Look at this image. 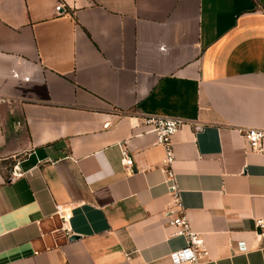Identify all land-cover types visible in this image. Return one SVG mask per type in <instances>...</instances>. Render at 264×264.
I'll use <instances>...</instances> for the list:
<instances>
[{
  "label": "crops",
  "instance_id": "obj_1",
  "mask_svg": "<svg viewBox=\"0 0 264 264\" xmlns=\"http://www.w3.org/2000/svg\"><path fill=\"white\" fill-rule=\"evenodd\" d=\"M0 95V264H173L181 214L207 264H264L260 0H0ZM148 116L184 122L182 213Z\"/></svg>",
  "mask_w": 264,
  "mask_h": 264
},
{
  "label": "built area",
  "instance_id": "obj_2",
  "mask_svg": "<svg viewBox=\"0 0 264 264\" xmlns=\"http://www.w3.org/2000/svg\"><path fill=\"white\" fill-rule=\"evenodd\" d=\"M63 12L64 5L56 7V12ZM9 100L0 95V106L8 103ZM184 122L180 119L148 116L143 119L142 127L145 133H152L156 136V145L161 146L165 152L163 171L166 174V183L169 185L170 195L173 199V206L182 213V203L180 190L176 182V175L173 171L175 161L173 138L183 126ZM242 137L251 151L264 154V129H246L242 131ZM122 166L128 173L133 172L134 158L126 146L121 147ZM23 175L16 166L13 170V178H20ZM60 212V210H58ZM168 226L174 228V237H184L187 246L183 250L171 254L170 260L173 264H207L208 251L205 247L202 236L194 232L184 215L178 216L168 221ZM264 229L263 224H259Z\"/></svg>",
  "mask_w": 264,
  "mask_h": 264
},
{
  "label": "water",
  "instance_id": "obj_3",
  "mask_svg": "<svg viewBox=\"0 0 264 264\" xmlns=\"http://www.w3.org/2000/svg\"><path fill=\"white\" fill-rule=\"evenodd\" d=\"M262 2V4L264 5V0H260ZM78 238L77 237H72L70 238V241L73 242L75 240H77Z\"/></svg>",
  "mask_w": 264,
  "mask_h": 264
}]
</instances>
